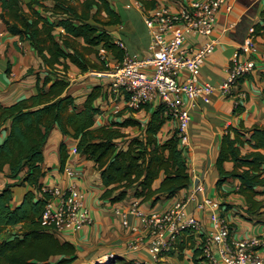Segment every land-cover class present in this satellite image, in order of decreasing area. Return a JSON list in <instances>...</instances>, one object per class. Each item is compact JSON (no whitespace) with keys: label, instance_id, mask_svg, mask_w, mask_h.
I'll use <instances>...</instances> for the list:
<instances>
[{"label":"trees","instance_id":"obj_1","mask_svg":"<svg viewBox=\"0 0 264 264\" xmlns=\"http://www.w3.org/2000/svg\"><path fill=\"white\" fill-rule=\"evenodd\" d=\"M47 1L53 2L49 6ZM0 9L6 30L16 34L20 41L31 43L45 72L41 76L39 71L29 68L25 76H35V92L12 104H0V125L8 121L7 135L0 142V171L6 165L8 177L22 173L19 184L29 185L15 206L10 204L11 184L0 190V264H71L77 258L75 245L61 240L60 234L41 222L49 197L41 190L40 178L45 173L43 147L53 126H58L64 135H71L76 140V152L93 161L102 183L99 198L110 204L124 200L130 190L138 202L149 201L151 205L173 197L184 188L187 190L190 173L186 148L180 145L175 127L165 138H160L162 127L171 118L162 104L152 107L144 103L138 108H128L132 113L139 110L148 113L142 132L129 135L122 128L140 127V121L130 115L93 127L96 116L101 113L95 104L104 95L101 85L92 86L80 106L67 92L69 64L80 72L107 70L106 61L98 55L101 46L117 61L124 55L104 28L119 21L107 0H0ZM261 19L264 21V8ZM56 28L63 30L57 37L53 34ZM259 28L258 23L254 24V32ZM90 54L95 57L92 59ZM243 109L238 103L233 113ZM244 144L250 150L242 153ZM58 153L59 168L63 169L69 154L63 141L59 143ZM225 162L232 163L231 169L224 168ZM214 167L218 173L215 187L219 195L227 194L221 191L226 181L237 180L232 191L245 201L240 215L248 221H263L264 197H258L264 196V127L227 125L220 138ZM220 206L222 211L234 208L224 201ZM15 226L18 227L10 228ZM4 230L8 234L2 235ZM184 246L182 241H175L173 248L163 251L162 255L173 254L175 248ZM191 246L194 247L193 264H204L200 245ZM118 260L133 264L116 256L110 263L118 264Z\"/></svg>","mask_w":264,"mask_h":264},{"label":"crops","instance_id":"obj_2","mask_svg":"<svg viewBox=\"0 0 264 264\" xmlns=\"http://www.w3.org/2000/svg\"><path fill=\"white\" fill-rule=\"evenodd\" d=\"M107 1L119 19L117 23L104 26L112 40L115 43L121 41L124 45L123 52L128 56L146 58L150 53V37L143 23V13L162 4L172 10H178L193 0H145L144 3L139 2V7L134 4L137 0ZM227 1L231 4V9L229 11L221 9L216 14L211 34V37L216 40L215 47L206 56L200 68L199 81L219 84L233 62L234 52L250 34V28L254 30V24L258 23L260 28L254 32L258 53L251 56L255 60L256 66L251 73L238 79L232 92L234 95L240 92L241 95L237 94V97L234 98L231 95L213 92L208 103L198 101L196 108L190 113L191 119L187 130L188 143L185 148L187 149L186 160L190 173L189 186L196 182H202L205 196L234 205V208L220 212L230 225V237L236 239L248 238L252 235L264 236V220L260 222L248 221L240 215L245 201L240 194L232 191L237 186V180L226 181L222 185L221 191L227 194L219 195L215 187L218 173L214 163L220 138L227 125L238 127L242 123L245 127L253 125L264 127V59L261 57L264 54V21L261 19L264 0ZM52 2L47 1L46 3L50 6ZM35 8L42 10L39 6H35ZM60 32L63 30L56 28L53 34L57 37ZM206 40L207 38L204 36L190 34L186 37L185 45L202 44ZM77 41L83 43L81 38H77ZM90 57L93 59L95 55L90 54ZM240 57L242 58V55ZM107 58L110 64L118 60L112 53H108ZM41 66V58L31 43L28 40L20 41L16 34L8 32L0 19V104L9 105L34 93L35 76H25V73L29 68H32L35 72L39 71L42 76L45 72ZM66 76L69 81L67 92L75 97L78 106L82 104L92 86L101 85L103 87V97L98 98L95 102L96 105H99L101 113L96 116L93 127L110 121H120L122 117L130 115L140 121V127L128 126L122 128V131L129 135H137L142 132L148 119V113H145V110L130 112L126 105V97L115 95L110 91L108 77L96 75L91 71L80 72L73 64H69ZM234 99H238L243 105L244 109L241 112L233 113ZM121 112L122 114H119ZM142 112L145 115H141ZM173 123L174 121L169 119L164 124L159 133L161 139L165 138L175 126ZM7 126L8 121L1 126L0 142L7 135ZM62 141L69 150L64 166L77 170L80 173L78 174L79 178H70L64 174L63 169L59 168L58 146ZM75 143L76 140L71 135L62 134L58 126L54 125L43 147L42 167L45 173L40 178L41 183L48 186L58 184L64 187L74 183L85 194V203L90 211L92 223L78 231H65L60 236L61 240H68L76 247L77 258L71 264H93L108 254L122 258L124 261H131L133 264L147 259L149 257L148 242L138 218L133 214L128 215L129 225L126 227L122 224L120 216L114 212L115 208L126 211L131 202L139 200L131 196V190L124 200L113 204L100 200L102 183L99 171L94 167L93 161L72 151ZM248 150L250 147L247 144L241 147L242 153ZM231 167V162L224 163L225 169H231ZM6 173L7 166L5 165L0 171V190L6 184H11L10 204L15 206L21 202L29 185L19 184L22 173L14 178L8 177ZM186 191L184 188L173 197L162 198L154 205H151L149 201L138 202V205L146 211L166 209L176 200L182 198ZM200 197L201 195H198V198ZM263 197L259 196L258 198ZM189 210L201 221V229L179 234L176 242L182 241L185 246L181 249L175 248L173 254L162 255L155 264H193L194 247L191 245L198 246L211 225L206 209L197 210L191 203ZM16 227L18 226L10 228ZM130 227H135L136 230H131ZM136 237L142 238V243L137 250H134L129 244ZM260 253L264 256V248L260 250Z\"/></svg>","mask_w":264,"mask_h":264},{"label":"built area","instance_id":"obj_3","mask_svg":"<svg viewBox=\"0 0 264 264\" xmlns=\"http://www.w3.org/2000/svg\"><path fill=\"white\" fill-rule=\"evenodd\" d=\"M140 6L138 1L134 3ZM221 9L229 11L231 4L227 0H193L178 10L167 5H158L143 13L150 41L149 55L146 58L130 57L124 53L119 61L110 64L108 53L98 48L100 59L108 66L104 71H91L96 75L109 78L110 91L115 95H124L128 108H138L144 103L155 107L164 105L165 112L175 123L180 145L188 143V126L191 111L199 100L210 101L213 92L237 97L233 94L238 79L251 73L256 66L251 57L258 53L254 40V30L243 40L234 52L233 62L226 76L214 85L199 81L200 68L215 47L216 40L211 37L216 14ZM190 34L207 38L202 44L185 45ZM117 44L124 50L121 41ZM242 55V58L240 57ZM246 55V57H243ZM264 59V54L261 55ZM240 103L234 99V106ZM1 129V125H0ZM72 151L76 152L74 146ZM63 172L70 178H79L77 170L64 166ZM42 191L49 194L41 214L44 226L56 234L65 231H78L92 223L90 211L85 203V194L74 183L66 186L42 185ZM198 195H201L198 198ZM193 203L197 210L206 209L211 228L199 243L204 264H264L260 250L264 248V236L252 235L248 238H232L230 225L222 215L220 202L204 195V185L196 182L189 186L185 195L170 207L162 210H143L138 201L131 202L126 211L115 208L124 226H128V215L138 218L148 242L149 257L135 264H155L163 251L173 248L179 234L187 231H199L201 221L189 210ZM136 230L135 227H130ZM142 238L136 237L129 246L137 250ZM112 254H108L93 264H111Z\"/></svg>","mask_w":264,"mask_h":264},{"label":"rangeland","instance_id":"obj_4","mask_svg":"<svg viewBox=\"0 0 264 264\" xmlns=\"http://www.w3.org/2000/svg\"><path fill=\"white\" fill-rule=\"evenodd\" d=\"M195 108H196V107H195ZM145 113H146V112H145ZM145 113L142 112L141 115H145ZM173 124H174V123H173ZM174 125H175V124H174ZM174 127H175V126H174ZM186 150H187V149H185V155H186ZM9 231H11V229H9ZM5 234H8V233H7V230H4V231L2 232V235H5ZM117 263H118V264H122V262L119 261V260L117 261Z\"/></svg>","mask_w":264,"mask_h":264}]
</instances>
